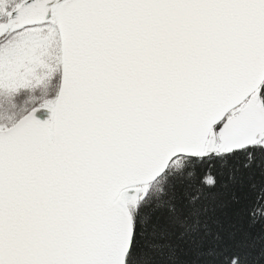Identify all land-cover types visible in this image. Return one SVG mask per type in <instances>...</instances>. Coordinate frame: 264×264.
Listing matches in <instances>:
<instances>
[{
	"label": "snow or ice",
	"instance_id": "snow-or-ice-1",
	"mask_svg": "<svg viewBox=\"0 0 264 264\" xmlns=\"http://www.w3.org/2000/svg\"><path fill=\"white\" fill-rule=\"evenodd\" d=\"M0 264H264V0H0Z\"/></svg>",
	"mask_w": 264,
	"mask_h": 264
}]
</instances>
